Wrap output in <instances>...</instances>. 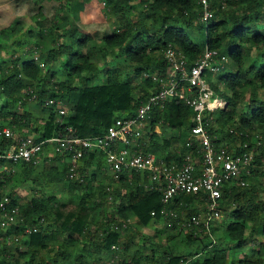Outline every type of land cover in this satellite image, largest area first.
<instances>
[{"label": "trees", "instance_id": "1", "mask_svg": "<svg viewBox=\"0 0 264 264\" xmlns=\"http://www.w3.org/2000/svg\"><path fill=\"white\" fill-rule=\"evenodd\" d=\"M56 1L70 5L73 19L86 4L84 0ZM208 4L211 18L205 24L200 0H103L102 6L115 19V25L109 33L100 36L98 44L94 32L73 25L66 15L52 22L39 14L35 28L14 21L3 29L4 35L0 34V47L12 52L9 57H0V126H8L12 131L27 129L37 135L36 141L100 135L118 119L133 116L138 106L157 91L151 75H171L166 51H180L190 66L208 48L217 52V59H226L219 70L221 75L215 79V74L206 75L215 95L227 101L223 109L212 113L216 116V128L212 124L208 130L211 136L217 133L220 136L211 140L219 143L226 141L224 136H227L230 146H235L249 140L256 131L264 138V131L258 130L264 129V100L260 98V93L264 94V0H208ZM192 32L204 34L199 44L190 39ZM30 41H35L37 57L34 52L21 51ZM54 62L60 63L58 71L53 69ZM100 71L103 80L98 83ZM31 95L35 97L31 99ZM25 99L37 102L35 105L45 116L43 122L33 125V113ZM57 102L65 105L64 115H59ZM240 103L242 111L237 109ZM18 108L22 113L17 112ZM191 115L190 107L179 96L168 100L163 107L154 106L148 120L152 134L148 145L140 147L142 152L155 155L157 149L167 150L169 139L157 143L158 136L153 132L157 124L189 134ZM226 123L228 128L224 129ZM229 129L234 133H229ZM186 142L169 157H157L179 164L182 155L193 149L198 159L195 149ZM10 144L11 140L0 138V155L5 154ZM68 156L55 153L43 172L47 183L65 185L67 202L59 201L54 194L33 195L20 201L7 189L9 179L2 172L0 195L7 194L19 209L17 225L9 226L6 234L20 236L26 245L27 249L18 253V258L24 257L23 264H58L72 257L78 261L75 264H82V250L76 248L82 247L79 246L84 241L82 238L91 239L87 256L111 251L120 242V235L112 229L110 221L104 218L99 225H90L94 211L107 198L114 199L116 219L125 222L132 219L142 227L160 221L167 209H187L193 217L198 213L197 202L201 201L196 195H177L164 203L158 185L134 170L118 173L113 181L119 186L114 191H109L106 185L97 187L96 193L87 192L93 175H87L86 171L95 164L105 168L104 154L101 150L84 151L75 178L68 172ZM260 159L259 155L253 158L254 167L244 176L245 186H231L221 194L222 226L215 227L214 221L211 233L216 238L215 234L221 230L222 247H216L215 242L206 251L211 242L207 235L198 238L192 227L186 233L189 240H208L202 252L211 253L199 264H264V201L257 199L256 181L258 175L264 176V171L259 170L264 166ZM4 164L15 167L16 182L29 178L36 167L33 162L8 164L0 159V167ZM225 204L228 208L223 210ZM26 227L30 233L24 235ZM59 237L63 246L53 248V241ZM245 244L255 247V252H242ZM72 248L76 249L74 254ZM12 257L5 244L1 245L0 264H10ZM137 259L133 256L129 263L121 261V264H138ZM189 260L171 255L151 264H184Z\"/></svg>", "mask_w": 264, "mask_h": 264}, {"label": "built area", "instance_id": "2", "mask_svg": "<svg viewBox=\"0 0 264 264\" xmlns=\"http://www.w3.org/2000/svg\"><path fill=\"white\" fill-rule=\"evenodd\" d=\"M200 4L202 21L206 24L211 18L208 0H200ZM165 58L171 75L150 76L158 89L138 106L133 116L118 119L100 135L51 137L39 141L25 136L16 138L10 127L0 126V138L11 140L9 148L4 155H0V159H4L8 164H17L20 161L36 164L45 152L51 157L55 153H66L69 155L68 172L75 178L84 151L101 150L105 166L111 173L118 174L123 170L141 172L149 182L158 185L164 203L177 195H196L202 203V208L190 224L198 238L208 236L211 242L206 249L212 248L214 237L211 226L221 218V194L231 186L246 185L244 176L249 174L250 167H254L252 161L255 156L259 155L264 165V156L261 155L262 151L264 153V138L261 132L256 131L251 134L249 140L238 142L235 146H230L227 141H212L217 139V135L211 136L208 130L213 124L212 113L223 109L227 101L215 95L206 81V75L219 72L223 62H226L225 58L217 59V52L208 48H205L190 66L185 56L174 49L166 51ZM143 77L149 75L143 74ZM176 96L181 97L192 111L186 145L195 149L198 159L193 149L183 154L181 162L177 164L173 161L166 162L133 146L117 145L120 138L129 141L139 139L144 124L150 119L151 109L154 106L163 107L168 100ZM34 97L35 95H31V99ZM56 109L59 115L66 113V107L61 102L56 103ZM229 133H234V130L229 129ZM3 169V166L0 167V171ZM18 220V206L12 203L7 194L0 195V230L5 232L9 226L17 225ZM29 233L30 228L26 227L23 234ZM18 239L17 235L4 236L6 244ZM186 263L187 261L184 264Z\"/></svg>", "mask_w": 264, "mask_h": 264}, {"label": "rangeland", "instance_id": "3", "mask_svg": "<svg viewBox=\"0 0 264 264\" xmlns=\"http://www.w3.org/2000/svg\"><path fill=\"white\" fill-rule=\"evenodd\" d=\"M13 5H19L24 2V0H11ZM33 7L27 9L26 12H18L14 17L7 19V22L0 21V34L4 35L6 32L3 31L4 28L9 26L14 21H19L22 23L23 26L27 27H34V21L36 20L37 16L41 14L42 19H47L48 21L55 22L57 20H60L63 15H66L69 17V19H72L73 25H77L78 27H81L84 31H88L89 33L94 32V41L97 42L100 38V36L103 33L110 32L114 25H115V19L109 15V13L105 10L104 6L101 4V0H94V3H90L91 5L87 6V3L84 5V8L81 12L78 13L77 18L71 17V12H69L68 5L64 7H60V5L66 4V1H62L59 3L56 0H31ZM96 2H98L96 4ZM39 11V13H38ZM103 13V15L101 14ZM91 14V15H89ZM7 13L0 12V17H6ZM46 24V23H45ZM35 28V27H34ZM190 39L195 43H200L202 39L204 38L203 33H197L192 32L189 33ZM11 40V37L8 38ZM6 44V41H3ZM35 42V41H34ZM33 41H30V43L25 45V48L21 51H27L32 53L35 50ZM10 45V44H9ZM20 52V51H19ZM12 52L8 51V48L0 47V57L6 58L9 57V55ZM35 57H37V53L34 52ZM41 62V58L39 59ZM110 63V61H107V64ZM59 62H54L52 64L53 69L57 70L59 67ZM109 65V64H108ZM102 67V65H101ZM225 68V67H224ZM222 70V69H221ZM220 70V71H221ZM216 73L213 76V79L217 78L219 75H221V72ZM57 74V73H56ZM56 74L53 78H51L53 81L56 80ZM58 75V74H57ZM98 78L100 79L98 83L102 82L103 80V74L100 71L98 73ZM50 80V79H49ZM261 92V91H260ZM260 98L264 100V94L260 93ZM37 102H32L30 100L25 99V104L30 105V111L33 113V125L37 123H41L44 120V115L41 113V109L35 105ZM238 110L242 111V104L240 103L237 106ZM18 113H22V109H17ZM216 116H213V125L214 128H216V122H215ZM149 120V119H148ZM148 120L144 124L142 128V132L140 134V140L141 144L140 146L144 147L148 145V140L150 134H152L151 130L148 127ZM227 124V123H226ZM224 125V129L227 127L228 124ZM231 126V125H230ZM155 130L153 129V132L158 136L157 143H161L163 139H169V145L167 150L165 152H160L157 149L156 155L158 156H164L169 157L175 150L181 148L185 141L188 133H182L181 131L175 132L171 128H168L166 125L163 124H157L155 126ZM259 131H264L261 129H258ZM13 134L16 138L18 137H30L32 139H35L37 135L35 133L29 132L27 129H16L14 128ZM224 131V130H223ZM218 135V133H217ZM186 136V137H185ZM220 136V135H218ZM224 140L229 142V138L227 136H224ZM228 139V140H227ZM143 143V144H142ZM158 143V144H159ZM146 144V145H145ZM169 151V152H168ZM150 153V152H148ZM151 154V153H150ZM264 156V154H263ZM45 157V158H44ZM51 157V155L47 152H45L41 157L40 161L36 163V167L31 174L29 178H25L23 181L16 182V178L13 174L15 173V167H11L10 165L4 164V169L0 171V176L2 175V172L4 171V177L6 179L8 178L7 182V189L9 191L14 192L15 198H17L20 201H26L29 200L33 195H46V194H54L58 198L59 201H68V193L66 190L65 185L63 184H51L47 183L43 178V172L48 168L50 165V161L48 160ZM98 165H92V167L88 168L86 171V174L91 176L93 175V179L90 181V186L87 189V192L96 193V188L99 186L105 187L106 185L109 186V191H114L119 184H117L116 180L118 177V174L111 173L107 167L100 164ZM260 171H264V166L259 169ZM94 172V173H93ZM259 173V172H258ZM16 174V173H15ZM78 176V173L77 175ZM13 178V181H11ZM257 186H258V193H257V199L264 201V176L258 175L257 177ZM3 180V178H1ZM0 179V183H2V180ZM248 183V182H247ZM202 208V203L197 202V212L199 213ZM228 208V206L225 204L223 207V210ZM115 211V205H114V199H105L103 206L100 209H97L93 213V220L91 221V226L99 225V221L103 220L104 218H107L111 223L112 229H115L119 235H120V242L115 246L114 249L111 251H104L101 253H91L89 256L86 255V250L91 251V245L89 241L85 240V238H82L84 241L80 243L79 246L82 247H76L79 250H82L83 254V261L82 264H121V261L130 262L132 257L135 256L138 258L139 261L138 264H151L152 262L160 263L163 260H165L168 256L171 255H179L185 260H189L187 264H199L202 262L204 257H207L210 255L211 252L205 253L202 252L206 243H208L207 239H192L189 240L186 233L191 231V220L193 216L188 215L187 209L181 210L177 209L175 211L174 209H167L164 213L163 218L158 222H151L147 227L139 226V224L135 223L134 220L129 221H121L116 219V216L114 214ZM197 213V214H198ZM224 217V211L221 212V218L220 220L216 221L214 224L215 227L221 228V222ZM118 221V222H117ZM99 228L103 229V226H99ZM216 228V229H217ZM219 228V229H220ZM97 230H99L97 228ZM21 235V234H19ZM214 235V234H213ZM216 238H214V245L217 243L216 247H222V244L220 243V240L222 241L223 233L221 230L217 231L215 234ZM94 238V235L93 237ZM19 236L18 241H12L10 244L3 243L2 240H0V247L1 245L5 244V246L10 250L11 253H13V257L10 261V264H23L24 257L18 258V253L24 252L27 247L24 244L23 240ZM63 241L62 237H59L57 240L53 241L52 247L55 248L61 244ZM86 241V242H85ZM216 242V243H215ZM3 243V244H2ZM220 243V244H219ZM213 245V247H214ZM63 246V245H60ZM211 248H207L206 251H209ZM256 248L252 247L249 244H245L242 248V252H246L247 254L254 253ZM73 254L76 252L75 248H72ZM198 253H200L198 256H196ZM239 256V255H238ZM39 259V258H38ZM76 258H70L63 263L61 261L58 262V264H75L74 261ZM76 262H78L76 260Z\"/></svg>", "mask_w": 264, "mask_h": 264}, {"label": "clouds", "instance_id": "4", "mask_svg": "<svg viewBox=\"0 0 264 264\" xmlns=\"http://www.w3.org/2000/svg\"><path fill=\"white\" fill-rule=\"evenodd\" d=\"M85 3H90L91 0H84ZM103 3V0H101ZM33 7L31 0H24L22 4L13 5L11 0H0V12L7 13L6 17H0V21L7 22V19L14 17L18 12H26L27 9ZM103 15V13H101ZM91 15V14H89ZM171 55V53H168Z\"/></svg>", "mask_w": 264, "mask_h": 264}, {"label": "crops", "instance_id": "5", "mask_svg": "<svg viewBox=\"0 0 264 264\" xmlns=\"http://www.w3.org/2000/svg\"><path fill=\"white\" fill-rule=\"evenodd\" d=\"M98 1V0H97ZM94 3V0H91V2L90 3ZM90 3H87V6H89V5H91ZM98 2H96V4H97ZM102 5H103V3H101ZM68 5V7H70V5L69 4H63V5H60V7H64V6H67ZM85 9V8H84ZM39 12V11H38ZM63 16H65V15H63ZM62 16V17H63ZM156 128V127H155ZM155 128H154V130H155ZM175 132H178V131H175ZM187 133V132H186ZM188 136H189V134H187V137H186V140H187V138H188ZM159 143V142H158ZM140 144H141V140H140V138L139 139H137L136 141H129V140H125V139H123V138H120L118 141H117V145L118 146H124V145H126V146H133V147H135V148H139L140 149ZM143 144V143H142ZM185 144V143H184ZM146 145V144H145ZM178 150V149H177ZM165 152V151H164ZM151 154H153V153H151ZM154 155V154H153ZM155 156H157L156 154H155ZM160 158V157H159ZM160 159H162V160H164V158H160ZM165 161H171V160H165ZM257 193H258V191H257ZM130 220V219H129ZM128 220V221H129ZM4 236H8L7 234H6V231L5 232H3V231H1L0 230V240H4ZM9 236H11V235H9ZM241 257V256H240Z\"/></svg>", "mask_w": 264, "mask_h": 264}]
</instances>
